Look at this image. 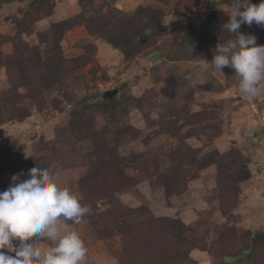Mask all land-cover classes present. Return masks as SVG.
Returning <instances> with one entry per match:
<instances>
[{"label": "rangeland", "instance_id": "rangeland-1", "mask_svg": "<svg viewBox=\"0 0 264 264\" xmlns=\"http://www.w3.org/2000/svg\"><path fill=\"white\" fill-rule=\"evenodd\" d=\"M227 2L0 0V191L54 173L86 264H264V92L201 61Z\"/></svg>", "mask_w": 264, "mask_h": 264}, {"label": "clouds", "instance_id": "clouds-1", "mask_svg": "<svg viewBox=\"0 0 264 264\" xmlns=\"http://www.w3.org/2000/svg\"><path fill=\"white\" fill-rule=\"evenodd\" d=\"M226 14L222 30L228 35L218 38L210 62L201 61L221 74L225 67L234 69L239 93L258 97L264 92V45L240 29L242 24L264 26V0H228ZM23 175H13L0 191V264H86L88 248L72 225L90 214V206L61 187L48 169L32 168L28 179ZM42 243L49 246L42 250Z\"/></svg>", "mask_w": 264, "mask_h": 264}, {"label": "water", "instance_id": "water-1", "mask_svg": "<svg viewBox=\"0 0 264 264\" xmlns=\"http://www.w3.org/2000/svg\"><path fill=\"white\" fill-rule=\"evenodd\" d=\"M218 18V11L216 9H210L207 15L204 17L202 23L197 28V32L202 29H210L211 24Z\"/></svg>", "mask_w": 264, "mask_h": 264}]
</instances>
